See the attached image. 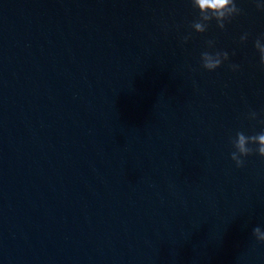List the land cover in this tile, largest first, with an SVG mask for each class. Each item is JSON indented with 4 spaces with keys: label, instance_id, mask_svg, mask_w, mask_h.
Segmentation results:
<instances>
[{
    "label": "water",
    "instance_id": "obj_1",
    "mask_svg": "<svg viewBox=\"0 0 264 264\" xmlns=\"http://www.w3.org/2000/svg\"><path fill=\"white\" fill-rule=\"evenodd\" d=\"M235 2L199 33L191 0H0V264H264V157L230 155L264 0Z\"/></svg>",
    "mask_w": 264,
    "mask_h": 264
},
{
    "label": "clouds",
    "instance_id": "obj_2",
    "mask_svg": "<svg viewBox=\"0 0 264 264\" xmlns=\"http://www.w3.org/2000/svg\"><path fill=\"white\" fill-rule=\"evenodd\" d=\"M191 3L193 8H198L199 10V18L191 23V27L199 33L205 32L208 28V22L213 19L216 20L218 27L223 29L226 21L230 22L232 18L239 15L242 11L235 0H191ZM256 6L264 10V5L257 3ZM183 39L186 42L189 36H185ZM246 39L247 33L240 37L241 41ZM261 39H264V37L256 39L255 48L259 52L261 65H264V45L261 44ZM207 44L211 48L214 41L209 40ZM228 59L229 54L226 51H203L201 53V66L208 71H214ZM229 66L233 71L239 69L237 64ZM249 116L251 119H256L257 113L253 111ZM260 123L264 124V120L260 121ZM232 145L235 150L230 154L231 159L235 161L237 167H243L245 163L244 157L253 153H258L261 157H264V130L252 135H245L243 131H238L232 140ZM253 235L258 241L264 242V231L260 227L257 226L253 229Z\"/></svg>",
    "mask_w": 264,
    "mask_h": 264
}]
</instances>
